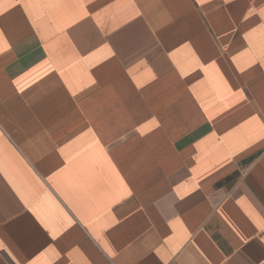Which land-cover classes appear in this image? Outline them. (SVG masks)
Segmentation results:
<instances>
[{
    "label": "crops",
    "instance_id": "1",
    "mask_svg": "<svg viewBox=\"0 0 264 264\" xmlns=\"http://www.w3.org/2000/svg\"><path fill=\"white\" fill-rule=\"evenodd\" d=\"M0 264H264V0H0Z\"/></svg>",
    "mask_w": 264,
    "mask_h": 264
}]
</instances>
